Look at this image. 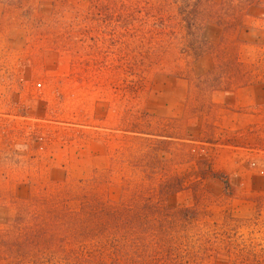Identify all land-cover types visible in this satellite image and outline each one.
I'll use <instances>...</instances> for the list:
<instances>
[{
    "label": "rangeland",
    "instance_id": "1",
    "mask_svg": "<svg viewBox=\"0 0 264 264\" xmlns=\"http://www.w3.org/2000/svg\"><path fill=\"white\" fill-rule=\"evenodd\" d=\"M55 230L264 264V0H0V264H80Z\"/></svg>",
    "mask_w": 264,
    "mask_h": 264
},
{
    "label": "trees",
    "instance_id": "2",
    "mask_svg": "<svg viewBox=\"0 0 264 264\" xmlns=\"http://www.w3.org/2000/svg\"><path fill=\"white\" fill-rule=\"evenodd\" d=\"M215 177L223 182V184L225 185V188L229 187V181L225 175L215 174ZM63 224H65V220H63L62 218H59L55 222L54 228L57 229L59 227H63L61 226ZM48 231H51V230H48ZM59 232L62 233L63 231H59ZM53 234H54L53 242L49 240L50 244L47 246V250L45 252V253L51 252L52 258L63 257V259H66V261L75 260L79 262L80 264H96L95 254L93 253L94 251H78V250L68 251L65 247V244L68 242V237L61 236V235L58 236L56 230L52 232L51 235ZM36 253L37 252H35L34 255ZM15 256L19 257L17 254L5 253V254H0V259L10 263L11 261L9 260V258L10 257L14 258ZM123 259L126 260L127 256L123 257ZM153 259L154 261L152 264H186V263L181 262L182 260L181 255L174 251L172 252V250H168L167 252H165V254L163 253L157 254V256H153Z\"/></svg>",
    "mask_w": 264,
    "mask_h": 264
},
{
    "label": "crops",
    "instance_id": "3",
    "mask_svg": "<svg viewBox=\"0 0 264 264\" xmlns=\"http://www.w3.org/2000/svg\"><path fill=\"white\" fill-rule=\"evenodd\" d=\"M243 87H245V86H243ZM247 87V86H246ZM219 90V89H218ZM222 91V93H233L234 92V89H228V90H225V89H223V90H219V92H221Z\"/></svg>",
    "mask_w": 264,
    "mask_h": 264
}]
</instances>
